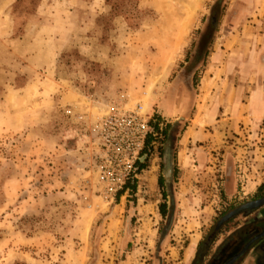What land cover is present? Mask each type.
I'll return each instance as SVG.
<instances>
[{
	"label": "rangeland",
	"instance_id": "obj_1",
	"mask_svg": "<svg viewBox=\"0 0 264 264\" xmlns=\"http://www.w3.org/2000/svg\"><path fill=\"white\" fill-rule=\"evenodd\" d=\"M217 1L0 0V264H189L223 213L264 191L248 70L264 78V0H222L209 30ZM215 49L236 69L213 72L206 106ZM109 117L126 124L106 143ZM157 118L166 138L139 158Z\"/></svg>",
	"mask_w": 264,
	"mask_h": 264
},
{
	"label": "flooded vegetation",
	"instance_id": "obj_2",
	"mask_svg": "<svg viewBox=\"0 0 264 264\" xmlns=\"http://www.w3.org/2000/svg\"><path fill=\"white\" fill-rule=\"evenodd\" d=\"M263 197L264 191L259 188L255 196L240 207L223 213L205 241L197 246L189 264H241L249 256H252L254 264H264V205L242 210L223 221L228 214ZM218 237L221 241L216 244Z\"/></svg>",
	"mask_w": 264,
	"mask_h": 264
},
{
	"label": "crops",
	"instance_id": "obj_3",
	"mask_svg": "<svg viewBox=\"0 0 264 264\" xmlns=\"http://www.w3.org/2000/svg\"><path fill=\"white\" fill-rule=\"evenodd\" d=\"M212 55H213V57H212L213 60L210 63H208L205 67L203 66L204 71L202 72L203 76L201 79L202 88L201 89L199 88L201 90L200 95L203 97V98H201L202 102H204V100H205L204 97L206 98L207 93H209V96L211 97L212 88H213V85H211V81L215 79V74L213 73L214 71L221 72L220 74H218V76H221V78L223 76V77H226V79H228L229 73L233 69H234V71L236 69V67H235L236 63L232 64V62L224 61L225 54L222 50L216 51V49H215ZM260 65L263 66V64H260ZM259 66L257 63V64H255V66L253 65V67H249V69H248L250 71V73H252V71H253V73L251 74V77L253 76L254 83H255V86L251 90V91H253V93L251 94V97H250V109H251L252 114L253 115L255 114V116L257 118H259L263 114V111H264V89L262 88L264 78H263L262 74L261 75L259 74L260 71L262 70V66L261 67H259ZM221 78H220V80L222 81ZM217 84L220 85L221 83L218 82ZM240 90H241V88L239 89V91ZM241 91H243V90H241ZM240 92H239V103H240V105H242L241 104L242 103L241 102L242 92L241 93ZM214 95H216V94H214ZM219 97H221V96H219ZM234 101L237 102L238 99H235ZM208 102H209V99L206 98V106L208 105ZM216 102H217L216 105H212L213 102L209 105V108L207 110V114L205 115V119L208 121L210 119H216V117L220 113L221 104H220L219 99H217ZM240 105H239V107H240ZM203 113L204 112L202 111V114ZM202 117H203V115H202ZM193 120H192V122H193ZM243 180L244 179H242V181H241V179H240L239 182L243 183ZM246 183H249V180ZM248 185H247V187H249ZM257 186H259V185H257ZM241 264H254V260H253V258L250 257L249 260H245Z\"/></svg>",
	"mask_w": 264,
	"mask_h": 264
},
{
	"label": "trees",
	"instance_id": "obj_4",
	"mask_svg": "<svg viewBox=\"0 0 264 264\" xmlns=\"http://www.w3.org/2000/svg\"><path fill=\"white\" fill-rule=\"evenodd\" d=\"M132 1V0H130ZM135 1V0H133ZM106 4L110 7L111 11L113 12H116V10L120 9V5L118 6L117 5V0H105ZM222 2V0H218L216 2V4L213 6L212 10V16L210 18V21H209V27L208 29H212L214 30V27L217 23V17L215 15V11H216V7H219L220 3ZM128 18L131 20L132 19V16L131 14H128ZM207 30V31H209ZM207 55V52L205 53V56ZM159 119L157 118V121L153 120V121H150L148 124H149V127L151 128V130L153 131L151 134L149 133L147 136H146V139H145V145H144V149L140 152V157H143V155L145 154L146 156H148V153H147V150L151 147V143H152V140L154 138L153 134H157V136L159 135H163L164 138H166V131H161L160 134H158V126H159ZM156 138H154L155 140ZM146 160L144 162H141L140 159L136 160L135 164H134V167L136 168V171L137 172H141L145 169V164H146ZM135 189H136V182L131 179V181L127 180L124 185L122 186L121 190L117 193V197H120L122 196L125 192L129 191L131 195H134L135 193ZM160 213L163 217H165V209H164V205H161L160 206Z\"/></svg>",
	"mask_w": 264,
	"mask_h": 264
},
{
	"label": "built area",
	"instance_id": "obj_5",
	"mask_svg": "<svg viewBox=\"0 0 264 264\" xmlns=\"http://www.w3.org/2000/svg\"><path fill=\"white\" fill-rule=\"evenodd\" d=\"M124 124H126L124 117H120V118L109 117L108 119L103 121V123L100 125V130L102 133L107 134L105 139H104L106 141V143H109L108 133H110V131H113L115 128L124 127ZM136 160L133 162L132 167H134ZM133 169L136 170L135 167Z\"/></svg>",
	"mask_w": 264,
	"mask_h": 264
},
{
	"label": "water",
	"instance_id": "obj_6",
	"mask_svg": "<svg viewBox=\"0 0 264 264\" xmlns=\"http://www.w3.org/2000/svg\"><path fill=\"white\" fill-rule=\"evenodd\" d=\"M142 160V159H140ZM165 182L168 184L170 183V176H171V172H170V169H166L165 171ZM264 205V197L254 203H251V204H247V205H244L243 207H241L240 209L238 210H235L233 211L232 213L228 214L227 216L224 217L223 221H227L229 220L230 218H232L233 216H235L236 214H238L239 212H241L242 210H253V209H257V208H260L261 206ZM264 235V234H263Z\"/></svg>",
	"mask_w": 264,
	"mask_h": 264
},
{
	"label": "snow or ice",
	"instance_id": "obj_7",
	"mask_svg": "<svg viewBox=\"0 0 264 264\" xmlns=\"http://www.w3.org/2000/svg\"><path fill=\"white\" fill-rule=\"evenodd\" d=\"M123 3V0H117V5L119 6L120 4Z\"/></svg>",
	"mask_w": 264,
	"mask_h": 264
},
{
	"label": "bare ground",
	"instance_id": "obj_8",
	"mask_svg": "<svg viewBox=\"0 0 264 264\" xmlns=\"http://www.w3.org/2000/svg\"><path fill=\"white\" fill-rule=\"evenodd\" d=\"M200 1V0H199ZM199 3V2H198Z\"/></svg>",
	"mask_w": 264,
	"mask_h": 264
}]
</instances>
